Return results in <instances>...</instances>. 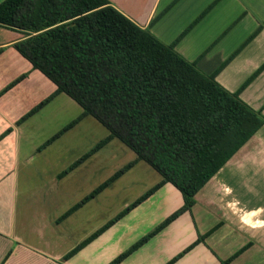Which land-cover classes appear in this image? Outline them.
Masks as SVG:
<instances>
[{"label":"crops","instance_id":"1","mask_svg":"<svg viewBox=\"0 0 264 264\" xmlns=\"http://www.w3.org/2000/svg\"><path fill=\"white\" fill-rule=\"evenodd\" d=\"M3 1L0 0V3ZM109 1L138 26L149 29L164 43L172 44L216 0ZM259 28L261 30L256 37L246 43ZM7 31L12 36L0 41V74L9 67L7 64L16 61V64H23L24 71L29 70L30 76L29 73H22L27 77L0 97V136L12 129L0 140V264H110L180 210L185 203L183 194L171 183L165 184L65 260V256L77 246L156 186L162 176L155 170L160 179L143 189V181L138 180V192L135 182H132V186L121 185L128 173L136 169L138 162L111 184L116 187L115 195L122 193L125 187L129 191L119 198L121 207L117 214L98 227L91 222L99 212L86 217L83 221L86 224H81L82 228L74 221V217L91 201L60 220L77 203L63 213H55L52 207L57 204L56 198L41 199L40 202H34L40 207L39 210L28 215L21 206L18 179L19 161L26 153V147L23 148L17 137L21 135V127L59 95L21 125L17 124L53 94L56 86L41 72L34 70L29 61L27 65L18 60V54L25 58L14 45L24 35L10 29ZM176 50L188 61L197 62L203 73L211 74L222 68L217 74V81L230 92L239 91L264 65V0H219L177 42ZM33 71L37 72L31 74ZM6 77L0 81V92L18 78L10 81L11 77ZM51 88L54 90L52 93ZM240 96L255 110H262L264 115V69L243 89ZM16 101L17 107L11 110L9 106ZM49 140L38 148L39 152L53 143L45 145ZM62 173L54 176V181H64L65 176L60 177ZM54 187L61 189L56 184ZM195 199L196 203L190 211L181 214L119 264H222L245 246H249L248 249L231 264H264V261H255V256L248 259V255L254 252L264 254V126L205 185ZM211 230L214 231L209 237L196 243ZM188 248L189 251L172 262Z\"/></svg>","mask_w":264,"mask_h":264},{"label":"trees","instance_id":"2","mask_svg":"<svg viewBox=\"0 0 264 264\" xmlns=\"http://www.w3.org/2000/svg\"><path fill=\"white\" fill-rule=\"evenodd\" d=\"M218 1L210 5L172 44L164 43L149 29L138 26L109 0H4L0 3V27L24 35L14 45L15 49L34 70L56 86L53 94L17 124L21 125L58 95L66 94L83 112L45 145L87 116L94 117L109 131L106 138L60 177L113 139L120 140L136 154L134 161L73 206L60 220L94 199L140 161L149 164L162 176L156 186L77 246L65 256V260L165 184L174 185L183 194L184 206L110 263L119 264L181 214L190 211L196 203V195L264 126L262 110H255L240 96L264 65L239 91L230 92L217 81L222 68L211 74L203 73L197 62L188 61L176 50L177 42ZM260 30L254 32L246 43ZM26 77V74L21 75L7 85L0 92V97ZM11 131L10 128L2 134L0 140ZM213 231L201 236L196 243L204 241ZM248 247L222 264H231Z\"/></svg>","mask_w":264,"mask_h":264},{"label":"rangeland","instance_id":"3","mask_svg":"<svg viewBox=\"0 0 264 264\" xmlns=\"http://www.w3.org/2000/svg\"><path fill=\"white\" fill-rule=\"evenodd\" d=\"M10 36H12V33L0 27V41ZM17 56L20 62H24L27 65L30 64L19 54ZM7 65L9 67L0 74V81L3 80L4 76L7 78L6 76L8 75L11 77L10 81L22 73H29L30 76L29 70H23V64H16V61H14ZM36 72L33 71L31 74ZM53 91L51 88V93ZM17 104V101L11 103L9 106L10 109L14 110ZM81 113L82 108L75 101L66 94H61L53 103L42 109L21 127L22 132L17 137V141L19 140L23 148L26 147V153L20 157L19 161V197L21 206L25 208L28 215H32L33 212L40 208L34 202H40L41 199L54 200L55 198L57 204L52 207V211L55 213H63L68 208L83 200L86 196H89L117 171L136 158V154L131 149L125 146L120 140L113 139L73 172L64 175V181L60 182L58 179L54 181V178H56L54 176L65 172L86 152L109 135V131L105 126L94 117L87 116L61 138L57 139L41 152L38 151V148L47 140L78 118ZM158 179H160V176L154 169L145 162H139L136 169L132 173H128L121 185L132 186L135 182V190L138 192L140 185L137 182L138 180L143 181V189L156 183ZM55 184L60 186L61 189H55ZM115 188L113 184L98 195L97 199L91 200L89 205L74 217L75 224L78 227L81 224H86V222H83L84 219L91 216L92 213L98 214V212L99 214L95 216L96 219L91 222V224H95V227L101 226L113 218V215H116L121 207L119 205L121 199L119 198L123 197L124 194L126 195V192L129 191L125 187L122 193L115 195ZM252 256L256 257L255 261L257 262L261 263L264 261V254L262 253L254 252L249 254L248 259L250 260Z\"/></svg>","mask_w":264,"mask_h":264}]
</instances>
